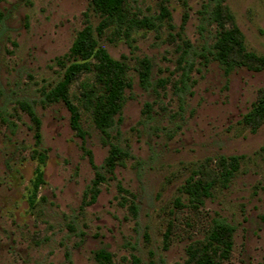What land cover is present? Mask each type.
Listing matches in <instances>:
<instances>
[{"label":"rangeland","instance_id":"1","mask_svg":"<svg viewBox=\"0 0 264 264\" xmlns=\"http://www.w3.org/2000/svg\"><path fill=\"white\" fill-rule=\"evenodd\" d=\"M92 1L0 0V264H196L198 250L217 264H264V121L253 129L248 120L264 72L228 74L212 55L211 19L219 3L232 16L227 28L264 57V0H129L128 15L152 17L155 28L128 39L114 25L99 33L104 16ZM89 25L132 85L109 140L129 155L113 169L110 143L82 98L94 73L70 89L83 136L66 105L46 99ZM231 157L239 168L224 186ZM189 180L214 182L202 204L187 193ZM216 220L234 232L210 245Z\"/></svg>","mask_w":264,"mask_h":264},{"label":"trees","instance_id":"2","mask_svg":"<svg viewBox=\"0 0 264 264\" xmlns=\"http://www.w3.org/2000/svg\"><path fill=\"white\" fill-rule=\"evenodd\" d=\"M95 10L104 16V21L99 27L102 35L105 29L111 25L119 35H125L128 39L133 31L143 27L155 28L152 17L133 18L128 15L127 5L129 0H93ZM212 22L217 26L216 40L213 45L212 55L219 62L225 71L230 74L236 68H247L264 72V57H258L247 51L243 42L241 32L237 27L227 28V22L232 20V16L225 14L219 3L215 6L211 14ZM69 58L71 63L66 67L63 80L46 94L47 102L57 103L62 101L71 114V126L77 134L83 136L84 131L81 123V112L74 105L70 97L72 85L84 75H95V82L92 86L84 88L82 98L86 109L90 110L95 120L97 128L101 131L106 141L110 143V154L107 164L113 169L118 161L127 158L129 153L112 144L110 131L116 124V116L122 109L124 95L127 88H131V81L128 77V67L126 64L113 59L109 52L100 47L94 36V30L89 25L79 34L71 48ZM256 64V66L254 65ZM140 84L147 88L151 77V65L149 60H145L144 65L139 70ZM25 109L30 114L32 120L40 129V122L35 111L29 105ZM249 124L253 129L259 128L264 121V93L255 105L253 113L248 118ZM44 160V158H41ZM223 172L221 180L224 186L231 182L239 168V158L231 157L223 159ZM97 179L102 180L100 172ZM43 182V172L38 170L35 190H38L40 183ZM97 184V183H96ZM214 182L205 183L203 181L189 180L186 191L195 203L202 204L205 198L210 197ZM234 228L226 222L216 220L211 232L212 244L222 243V238L233 235ZM225 244V242H224ZM227 248L231 247L228 243ZM192 252L190 258L196 264H217L215 259L208 252Z\"/></svg>","mask_w":264,"mask_h":264}]
</instances>
